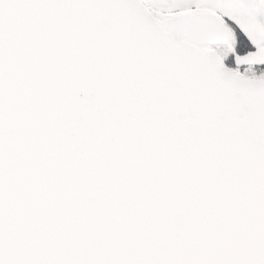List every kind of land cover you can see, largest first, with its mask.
I'll return each instance as SVG.
<instances>
[{
	"label": "snow or ice",
	"instance_id": "6c2138e0",
	"mask_svg": "<svg viewBox=\"0 0 264 264\" xmlns=\"http://www.w3.org/2000/svg\"><path fill=\"white\" fill-rule=\"evenodd\" d=\"M0 264H264V0H0Z\"/></svg>",
	"mask_w": 264,
	"mask_h": 264
}]
</instances>
